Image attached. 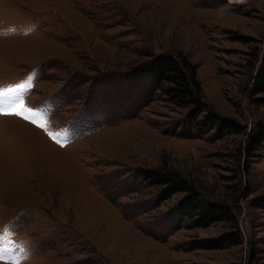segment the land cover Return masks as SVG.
I'll return each mask as SVG.
<instances>
[{"label": "rangeland", "instance_id": "374dc122", "mask_svg": "<svg viewBox=\"0 0 264 264\" xmlns=\"http://www.w3.org/2000/svg\"><path fill=\"white\" fill-rule=\"evenodd\" d=\"M30 23L0 38V90L34 77L4 100L41 118L0 114V264H264V141L248 148L264 132L251 93L264 0H0V27ZM160 54L196 66L201 115L171 84L134 78ZM208 112L237 129L196 128ZM146 170L229 205L238 228L193 227L188 193L161 199ZM239 231L235 246L194 248Z\"/></svg>", "mask_w": 264, "mask_h": 264}, {"label": "trees", "instance_id": "16d2710c", "mask_svg": "<svg viewBox=\"0 0 264 264\" xmlns=\"http://www.w3.org/2000/svg\"><path fill=\"white\" fill-rule=\"evenodd\" d=\"M134 78H142L147 75L155 77L160 83H169L171 87L167 89V95L179 106L194 108L197 115L206 111V106L202 101V89L198 80L196 66L185 56L176 58L170 54L155 55L143 64V68ZM136 72V73H137ZM251 93L253 96L264 95V52L260 65L252 79ZM256 97V98H257ZM258 101L264 103V96L258 97ZM192 123L196 128L220 127L227 130L237 129V125L230 121L208 112L201 120L198 116H193ZM232 126H229V125ZM264 132L260 136L251 135L249 150H257L260 142L264 141ZM261 138V140H259ZM259 140V141H258ZM141 177L150 185L163 187L161 199L167 200L171 196L184 192L187 196L179 203L178 209L187 216L194 218L193 227H208L218 222L232 223V227L238 228V221L229 205L218 201H209L201 197L188 182L175 176V174L141 171ZM261 205L264 207V200ZM242 234L239 232L227 233L221 237L200 240L194 242V248L202 249H224L235 246L241 242Z\"/></svg>", "mask_w": 264, "mask_h": 264}, {"label": "snow or ice", "instance_id": "6c2138e0", "mask_svg": "<svg viewBox=\"0 0 264 264\" xmlns=\"http://www.w3.org/2000/svg\"><path fill=\"white\" fill-rule=\"evenodd\" d=\"M33 76L30 75L27 78L26 83H21L14 87H9L6 90H0V114L2 115H17L22 116L25 120L31 119L33 124H36L41 118L38 113L31 111L30 109L25 108V103L23 99H20L15 103H8L4 100L5 97H9L18 93H23L26 90L32 87ZM40 127L43 128V122H40ZM51 135V134H50ZM55 139V137H53ZM59 143V141H57ZM9 250L7 246L5 248L0 249V261H4L6 259L5 253ZM12 264H20V257H12Z\"/></svg>", "mask_w": 264, "mask_h": 264}, {"label": "clouds", "instance_id": "9594fccd", "mask_svg": "<svg viewBox=\"0 0 264 264\" xmlns=\"http://www.w3.org/2000/svg\"><path fill=\"white\" fill-rule=\"evenodd\" d=\"M38 24L30 23L27 25H8L6 27H0V38H9L11 36H30L35 33L38 29Z\"/></svg>", "mask_w": 264, "mask_h": 264}, {"label": "bare ground", "instance_id": "6f19581e", "mask_svg": "<svg viewBox=\"0 0 264 264\" xmlns=\"http://www.w3.org/2000/svg\"><path fill=\"white\" fill-rule=\"evenodd\" d=\"M37 130V129H36ZM31 146V145H30Z\"/></svg>", "mask_w": 264, "mask_h": 264}]
</instances>
